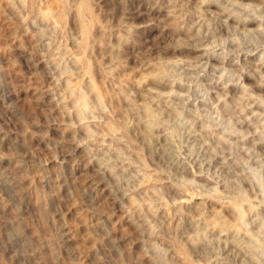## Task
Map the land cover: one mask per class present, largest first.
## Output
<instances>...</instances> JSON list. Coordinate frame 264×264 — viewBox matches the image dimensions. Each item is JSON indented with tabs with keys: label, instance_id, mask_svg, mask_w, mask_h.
<instances>
[{
	"label": "clouds",
	"instance_id": "clouds-1",
	"mask_svg": "<svg viewBox=\"0 0 264 264\" xmlns=\"http://www.w3.org/2000/svg\"><path fill=\"white\" fill-rule=\"evenodd\" d=\"M0 264H264V0H0Z\"/></svg>",
	"mask_w": 264,
	"mask_h": 264
}]
</instances>
